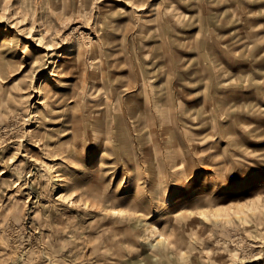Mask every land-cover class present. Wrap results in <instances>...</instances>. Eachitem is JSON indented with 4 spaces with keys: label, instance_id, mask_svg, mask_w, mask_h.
Instances as JSON below:
<instances>
[{
    "label": "rangeland",
    "instance_id": "1",
    "mask_svg": "<svg viewBox=\"0 0 264 264\" xmlns=\"http://www.w3.org/2000/svg\"><path fill=\"white\" fill-rule=\"evenodd\" d=\"M2 169L0 264H264V0H0Z\"/></svg>",
    "mask_w": 264,
    "mask_h": 264
},
{
    "label": "bare ground",
    "instance_id": "2",
    "mask_svg": "<svg viewBox=\"0 0 264 264\" xmlns=\"http://www.w3.org/2000/svg\"><path fill=\"white\" fill-rule=\"evenodd\" d=\"M47 87H48V84H47V86L45 87L46 89H47ZM53 97H54V100H59L58 98H57V95L55 94V95H53ZM52 96H51V98H53ZM61 144H66L65 143V141H61ZM7 171L5 170V169H2V170H0V174L2 175V174H5Z\"/></svg>",
    "mask_w": 264,
    "mask_h": 264
},
{
    "label": "snow or ice",
    "instance_id": "3",
    "mask_svg": "<svg viewBox=\"0 0 264 264\" xmlns=\"http://www.w3.org/2000/svg\"><path fill=\"white\" fill-rule=\"evenodd\" d=\"M260 197H257V199H259Z\"/></svg>",
    "mask_w": 264,
    "mask_h": 264
}]
</instances>
